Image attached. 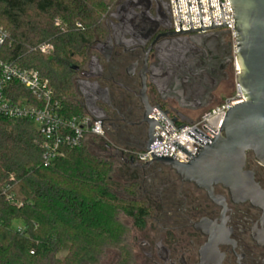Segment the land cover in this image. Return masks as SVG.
<instances>
[{"label":"flooded vegetation","instance_id":"flooded-vegetation-1","mask_svg":"<svg viewBox=\"0 0 264 264\" xmlns=\"http://www.w3.org/2000/svg\"><path fill=\"white\" fill-rule=\"evenodd\" d=\"M103 23L105 37L92 45L87 63L73 69L78 99L87 114L91 111L103 122L106 136L131 140L144 149L147 108L142 77H147L149 106L169 111L171 118L179 119L176 125L199 119L214 107L221 89L232 86L229 34L214 30L174 35L167 0H118ZM165 46L179 49L172 56L176 63L163 66L168 86L159 95L149 78L151 72L161 71ZM222 66L224 77L208 103L210 74ZM178 72L190 86L200 85L202 96L196 104L202 108L181 106L173 94ZM131 165L140 182L138 201L147 209L144 225L126 223L118 244L106 248L95 264H264V167L252 154L247 155L244 172L259 191L249 189L247 197L222 185L214 186L210 196L170 168Z\"/></svg>","mask_w":264,"mask_h":264},{"label":"trees","instance_id":"trees-1","mask_svg":"<svg viewBox=\"0 0 264 264\" xmlns=\"http://www.w3.org/2000/svg\"><path fill=\"white\" fill-rule=\"evenodd\" d=\"M116 1L0 0V25L11 36L0 56L47 80L67 117L85 115L73 68L84 66L92 45L105 37L104 16ZM44 44L54 51L42 54L38 48ZM19 93L32 100L29 92ZM41 142L32 121L0 119V264H95L127 230L122 216L135 227L144 225L137 171L124 148L94 136L81 148H63L44 167ZM124 167L135 180L120 181Z\"/></svg>","mask_w":264,"mask_h":264},{"label":"water","instance_id":"water-1","mask_svg":"<svg viewBox=\"0 0 264 264\" xmlns=\"http://www.w3.org/2000/svg\"><path fill=\"white\" fill-rule=\"evenodd\" d=\"M187 1L192 31H182L178 2L176 0L181 26V32L178 33L185 34L227 26L225 24L222 0H220V6L224 26H215L211 0H209L213 27L204 28L201 1L198 0L202 29L194 30L189 0ZM230 2L235 18V60L240 70L235 77V83L245 101L230 108L225 115L217 136L204 127L215 136L214 139L207 137L212 141L211 143L203 144L191 134H188L202 144L201 146L194 144L198 148L195 156L175 143L176 147L192 158L188 163H180L171 157L154 155L150 150L151 145L157 139L162 140L160 137L153 136L156 126L170 138L156 120L149 118L155 110L158 109L159 111H157L177 131L183 129L186 125L177 128L176 123L179 120L177 117L171 118L170 112L163 111L160 106H156V109L149 106L146 94L147 77H142L143 90L141 96L147 108L143 119V122L147 126V138L143 150L149 151L153 157L144 166L159 164L162 167L170 168L182 181L193 183L198 188L206 190L210 196L214 186L222 185L232 193H240L247 197L249 189L253 188L259 191L258 186L252 180V176L244 172L247 155L252 154L255 161L264 167V0H230ZM175 49L179 48L165 46L163 51L161 50L162 53H165L164 57H162L163 65L160 68L163 71H155L154 74L150 73L149 82L155 87L159 95L162 94V88L164 89L168 86L167 83L165 85L163 83V80L167 79L166 76H168L164 73L163 66L164 64L165 66H173L176 63V60L172 58L178 52ZM233 53L232 44L230 43L229 54L231 60L233 59ZM177 63L179 64L180 60ZM224 69L225 67L222 66L218 73H215L214 70L213 72L210 71V79L213 85L207 95L208 103L213 100V93L220 84V79L224 77ZM168 74L172 73L169 71ZM174 83L176 87L173 89V94L178 97L182 107L194 111L202 108L196 104L198 103L199 96H202L198 83H196L195 87L190 86V84H187L186 76L181 72H178L174 76ZM89 114L99 119L91 111H89ZM195 131L205 138L200 132ZM130 163L134 164L133 159L130 160Z\"/></svg>","mask_w":264,"mask_h":264},{"label":"built area","instance_id":"built-area-1","mask_svg":"<svg viewBox=\"0 0 264 264\" xmlns=\"http://www.w3.org/2000/svg\"><path fill=\"white\" fill-rule=\"evenodd\" d=\"M204 28L213 27L209 0H200ZM170 8L171 31L176 36H186L193 33H204L214 30H224L229 34L233 53L232 70L236 77L239 73V67L235 60V18L230 0H222L223 12L226 27L196 31L191 33H178L182 31H192V24L187 0H167ZM193 29H202L198 0H189ZM215 26H224L220 0H211ZM59 21L57 25H59ZM11 41L10 33L0 25V50ZM38 50L42 54H48L54 50L51 44L41 45ZM20 89L29 92L32 100L20 96ZM17 97L18 102L13 100ZM244 97L235 83L234 94L229 96L220 105L207 110L199 119L191 123L177 124V128L183 129L177 131L157 110L149 118L156 120L170 138L158 127L154 129L153 136L157 139L151 145V151L154 155L171 157L180 163H188L192 158L176 147L177 143L193 156L196 155L198 148L203 144L211 143L208 138L214 139L218 135L226 113L235 105L243 103ZM0 119H27L32 121L41 138V147L43 149L44 167L51 166L54 161L63 155V148L77 149L81 148L89 136H94L107 140L104 124L100 119L94 118L89 114L81 116L67 117L64 107L60 100L56 98L54 90L50 87L47 80L34 70L23 69L18 64L5 61L0 56ZM211 131L213 134H211ZM195 130L200 132L197 133ZM191 134L197 140L189 136ZM208 137V138H207ZM126 159H133L138 164L145 165L153 157L146 150H123ZM10 201L13 200L8 196Z\"/></svg>","mask_w":264,"mask_h":264},{"label":"rangeland","instance_id":"rangeland-1","mask_svg":"<svg viewBox=\"0 0 264 264\" xmlns=\"http://www.w3.org/2000/svg\"><path fill=\"white\" fill-rule=\"evenodd\" d=\"M117 1L115 2V4H113V6L111 7V9L114 8V6L116 5ZM229 42L231 43L230 37H229ZM52 52H50L48 54H51ZM80 62H81V60L79 58H75V61H74V64L75 65H80L81 64ZM230 76H231L232 81H233L232 82L233 86H229L228 88L225 87V88L221 89V94L218 95V100H217V102H216V104L214 106H216L217 103L221 102L222 101V98H224L225 96L229 95L232 91H234V89H235V87H234L235 86V76L233 74L232 69L230 71ZM105 141H107L108 143H110L112 147L115 145V146H119V147L124 148V149H127V150H133V149L134 150H140V149H137L138 146L136 145V143L135 142H132L131 140L130 141H127L126 139L120 140V139H117V138H113L112 136H107V140H105ZM120 176L122 178V179H120V181H122V182L132 181V180H135L136 179V178H134L135 175L133 174L132 170L130 168H127V167H124V171H123V173H121ZM137 197L140 198V192H139V195ZM122 220H123V223H125V224L128 223V222L131 223L130 219H128L125 216H122ZM14 226L17 229L23 228V225H22L21 222H16L14 224ZM66 254H67V252L66 251H63V252H61L58 255V257L59 258H64L66 256Z\"/></svg>","mask_w":264,"mask_h":264}]
</instances>
